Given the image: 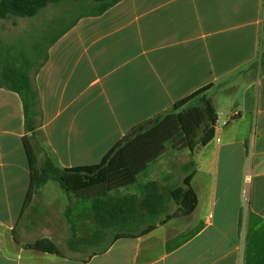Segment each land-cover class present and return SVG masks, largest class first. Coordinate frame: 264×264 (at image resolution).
<instances>
[{"label":"crops","instance_id":"obj_1","mask_svg":"<svg viewBox=\"0 0 264 264\" xmlns=\"http://www.w3.org/2000/svg\"><path fill=\"white\" fill-rule=\"evenodd\" d=\"M47 55L32 74L42 113L36 132L26 128L20 94L0 87V264H264V0H120L80 16ZM207 85L228 123L206 145L179 150L186 151L179 165L163 161L169 145L138 176L187 188L191 175L190 214L93 246L86 243L97 227L92 199L50 176L25 204V138L39 168L46 159L38 134L56 166L98 163L135 126ZM117 190L109 197L137 194ZM170 197L175 207L164 201V217L180 207ZM44 239L62 255L30 246ZM73 241H81L75 250Z\"/></svg>","mask_w":264,"mask_h":264},{"label":"trees","instance_id":"obj_2","mask_svg":"<svg viewBox=\"0 0 264 264\" xmlns=\"http://www.w3.org/2000/svg\"><path fill=\"white\" fill-rule=\"evenodd\" d=\"M60 0H0V19L9 16H35L51 2ZM95 7L83 15H98L120 0H92ZM75 22V21H74ZM74 22L72 24H74ZM71 24V25H72ZM48 48V46H47ZM47 50L36 70L47 59ZM31 68L6 71V80L0 81V87H7L20 94L28 131L36 132L41 123L39 92L33 84ZM207 85L176 101L169 111L162 112L135 126L119 140L98 163L61 168L50 159L43 168L38 166L34 147L25 138V146L31 167V182L25 204H28L37 186L48 177H56L63 188L74 192L81 198L92 199L95 231L86 238L93 246L100 239L107 238L109 244L120 238H137L151 232L158 222L190 214L196 207L197 196L190 185L191 175L186 177L187 188H171L169 193L180 205L173 214L162 215L167 209L164 195L157 181L145 184L144 196L140 200L136 194L122 197H109L114 190L133 185L138 176L150 163L167 150L189 148L196 150L215 137L217 112ZM81 241H73L71 249ZM45 252L62 255L59 247L50 240H39L30 245ZM92 246V247H93ZM100 253L99 247H93L92 254Z\"/></svg>","mask_w":264,"mask_h":264},{"label":"rangeland","instance_id":"obj_3","mask_svg":"<svg viewBox=\"0 0 264 264\" xmlns=\"http://www.w3.org/2000/svg\"><path fill=\"white\" fill-rule=\"evenodd\" d=\"M94 7L95 3L92 0H60L49 3L32 17L9 16L0 19V81L6 80L4 75L6 71L26 70L27 67L31 68L30 73L32 75L37 66L36 63L43 57L49 42L82 14L90 12ZM33 140L41 151L43 160L46 159L47 161L48 158L46 157L49 151L45 147L42 136L38 134L33 137ZM185 153L186 151L170 148L163 161L165 164L176 163L179 165V162L184 159L182 155ZM174 171L176 172H173L171 177L175 180L178 170L174 169ZM149 180L146 174H142L138 178V182L123 187L115 193L127 192L128 189H132L137 192L136 195L141 200L145 192L144 186ZM159 185L164 195V201L168 205L173 203L172 208H174V200L171 199L169 193L173 183L169 181ZM91 221H95L94 214ZM62 248L67 251L65 247Z\"/></svg>","mask_w":264,"mask_h":264},{"label":"built area","instance_id":"obj_4","mask_svg":"<svg viewBox=\"0 0 264 264\" xmlns=\"http://www.w3.org/2000/svg\"><path fill=\"white\" fill-rule=\"evenodd\" d=\"M228 123V121H220L218 118H217V120H216V123H215V131H217L218 129H219V127H220V125H225V124H227ZM217 140H220V138L219 137H217Z\"/></svg>","mask_w":264,"mask_h":264}]
</instances>
